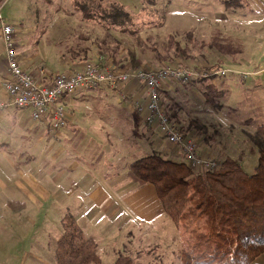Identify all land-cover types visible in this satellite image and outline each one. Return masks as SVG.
Returning <instances> with one entry per match:
<instances>
[{"label": "rangeland", "instance_id": "obj_1", "mask_svg": "<svg viewBox=\"0 0 264 264\" xmlns=\"http://www.w3.org/2000/svg\"><path fill=\"white\" fill-rule=\"evenodd\" d=\"M227 1L231 0H155L154 5L143 2L141 6L138 4L139 6L129 9L132 15L131 23L110 24L109 29H104L105 21L99 18L96 12L99 10L110 12L108 2H100L102 4L100 9L92 8L96 14L95 19H85L78 12L74 0H39L31 6L32 18L40 19L33 25L44 28L46 37L41 38V35H38L35 39L36 42L41 39L42 44L35 53L37 61L34 73H27L41 81L43 75L40 74V69L43 68L47 74L44 80L47 78L50 81L53 76L81 64L83 62L81 51L86 47L89 51L87 60H103L107 57L112 61L115 57L119 65H122L120 67L129 65L128 54L133 52L140 61L139 69H157L167 64L174 67L188 65L193 70L196 67L199 68L197 72L227 69L229 72L225 77L214 74L217 77L212 82L222 92L221 98L216 99L215 103H208L205 100L200 84L171 82V87L168 85L170 87L168 92H162V105L166 113L174 116L173 124L181 127L184 135L198 143L199 152L203 151L217 160L222 158L219 155L238 158L244 169L251 172L257 164L258 157L253 137L257 129L264 126V0H234L233 3H226ZM94 5L96 6V3ZM13 37L15 42L17 39L15 33ZM56 41L58 45L55 48ZM17 45H20L19 40L15 42L16 51ZM70 49L79 51L81 56L71 60L74 54L69 51ZM177 49L183 53L178 54ZM101 50L102 55L99 53ZM23 55L24 58L30 57L28 53ZM120 90L122 91V88ZM120 90L108 88L76 93L73 98H78L77 101L71 104L73 106L69 112L66 111L68 113L79 111L83 116L95 113L99 118H103L104 130L108 128L109 134L108 141L105 142L107 144L104 145L108 149L106 158L108 162L117 161L118 156L115 155L119 152L123 158L121 166L125 168L129 163L148 154L163 153L165 139H160L161 136L145 123L142 113L138 112L139 117L133 115L132 108L136 109L135 103H131L132 108L119 107L127 105L130 98L127 93ZM144 91L145 102L136 101L141 106H145L147 102L145 87ZM17 110L25 114L23 123L32 127L38 124L31 119L28 111ZM85 120L83 121L86 122ZM77 131L84 132L82 129ZM55 141L52 146L51 143L44 145L43 141L38 146L39 153L38 150L36 152L44 163H54L55 167H61L66 161L70 163L71 160L67 155L68 157L63 158L61 162L55 163L54 155L57 152L55 144L60 145L62 139L55 138ZM85 147L86 144L81 145L82 149ZM178 149L181 152L180 148ZM20 152L24 153L25 157H33L34 151L24 148V151ZM194 170L196 173H202L200 169ZM14 211L21 212L22 209L15 206ZM17 217L19 216H15V222ZM9 219L10 215L0 208V264H22L11 262L13 257L8 251L15 248L10 249L5 245L7 236L11 234ZM74 220L77 223L75 217ZM161 223L154 226L157 235L147 239L135 230V226L129 224L128 227L135 234V242L128 236L127 228L123 233L111 234V231L102 235L99 232V235L93 236L99 244L109 242L116 246L114 254H110L111 259H116L122 250V255L130 256L137 264L140 263L134 258L142 253L141 262L146 258L148 264H154L155 253H152V258L146 257L148 256L146 249L166 244L174 231L169 224ZM167 226L172 228V231L170 228L167 230ZM188 237L190 238L189 233L180 230L177 237L180 240L179 244L171 249L174 251V257L171 256V252L159 247L156 253L160 256L159 264H162L160 253L164 254L162 256L164 264H180L181 253L188 250ZM141 264L146 262L143 261Z\"/></svg>", "mask_w": 264, "mask_h": 264}, {"label": "crops", "instance_id": "obj_2", "mask_svg": "<svg viewBox=\"0 0 264 264\" xmlns=\"http://www.w3.org/2000/svg\"><path fill=\"white\" fill-rule=\"evenodd\" d=\"M38 1L0 0L3 16L14 28L15 37H17L15 42L19 40L20 45H17V52L20 64L24 71L31 74L36 68L35 53L38 46L42 44L41 39L38 40L39 42L35 39L38 35H41V38L46 37L44 28L33 25L40 20L37 17L32 18L31 6ZM110 1L112 0H102V2ZM116 1L128 9L141 6V0ZM57 45L56 41L55 48ZM24 53H28L30 57L24 58ZM83 65L84 62L65 73L78 71ZM7 75L6 49L0 38V99L4 100L7 96L2 83ZM48 81L45 78V82ZM164 85V91L168 92L171 87L170 83ZM122 91L130 98H128L127 105H119L121 108L126 106L132 108L131 103L134 104L136 101L145 102L144 87L137 82L124 85ZM77 99H63L62 103L68 112L73 106L71 104ZM117 99L121 100V98ZM132 109L133 115L139 117L138 110ZM26 111L30 115V111ZM68 112L67 126L59 130L55 136L48 134L46 121L37 122L35 127L23 123L25 114H21V110L16 111V108H9L0 113V208L10 215L8 225L11 228V234L7 236L5 245L10 249L15 248V250L8 251L13 257L11 262L22 264L54 262L56 264L57 241L62 236L66 215L75 217L77 225L86 237L97 243V253L102 264H114L115 259H111L110 254H114L116 246L109 242L99 244L93 234L99 235L101 232L103 235L111 231V234L123 233V230L127 228L128 236L132 242H135V234L128 227L129 224H132V227L135 226V230L141 233L144 239L157 235L154 228L156 224L160 222L163 225L169 224L168 226L174 229L169 241L166 244L150 246L146 249V254H148L146 257L152 258V253H155L154 264H159L160 256L156 255L159 247L171 252V256L174 257V251L172 252L171 249L179 244L180 240L177 237L180 229L165 213L155 187L151 184L137 187L130 181L127 178V171L131 163L122 168L123 158L118 154L119 152L115 155L118 156L117 161L108 162L106 158L108 149L104 145L107 144L105 142L108 141L109 134H107L108 128L104 130L103 118H99L95 113L83 116V113L79 111ZM79 129L84 132L80 131V133L77 131ZM55 138L62 139L59 142L60 145L55 144L57 151L54 155L55 163L61 162L68 156L71 160L70 163L66 161L61 167H55L54 163L46 164L37 156V152L40 151L38 146L43 141L44 145L51 143L52 146L56 143ZM164 142L165 151L161 155L182 161L183 156L179 149L165 140ZM83 144H86L84 149L81 148ZM24 148L34 151L33 157H25L24 153L20 152H23ZM201 153L208 155L203 151ZM15 206L22 211H14ZM15 216H19L17 222H15ZM168 226L167 230L170 228ZM172 228H170L171 231ZM122 252L120 250L121 254ZM159 255L164 264L162 257L164 254ZM142 259L143 253L134 258L140 264L143 261L146 264L149 263L146 258L141 262ZM251 264H264V253Z\"/></svg>", "mask_w": 264, "mask_h": 264}, {"label": "trees", "instance_id": "obj_3", "mask_svg": "<svg viewBox=\"0 0 264 264\" xmlns=\"http://www.w3.org/2000/svg\"><path fill=\"white\" fill-rule=\"evenodd\" d=\"M100 2L102 0H74L78 12L85 19L96 18L92 8L100 9ZM143 2L156 3L155 0H141V5ZM230 2L235 1L226 3ZM108 3L110 12H96L105 21L104 29H109L110 24L131 23L132 15L128 8L116 0ZM84 49L81 54L86 63L90 61L86 57L89 51L87 47ZM177 50L178 54L183 53ZM69 51L74 54L71 60L81 56L79 51ZM99 53L102 55V50ZM128 59L129 65H124V68L139 69L140 61L133 52H129ZM96 61L103 63L109 60L106 57ZM111 62L116 67L122 66L115 57ZM165 66L174 67L170 64ZM174 68L192 69L188 65ZM213 79L211 76H200L192 82L200 84L205 100L212 104L222 95ZM167 114L174 122V116ZM178 128L184 133L181 127ZM253 144L258 157L251 172L244 169L238 158L225 155H219L222 158L217 160V167L202 171L203 175L196 173L184 159H169L157 152L129 165L127 178L137 187L153 185L165 213L178 229L189 233L188 250L181 253L180 264H251L264 253V126L257 129ZM55 257L56 264H102L97 244L85 236L71 215L64 217L63 233L57 241ZM115 264L137 263L130 256L119 254Z\"/></svg>", "mask_w": 264, "mask_h": 264}, {"label": "built area", "instance_id": "obj_4", "mask_svg": "<svg viewBox=\"0 0 264 264\" xmlns=\"http://www.w3.org/2000/svg\"><path fill=\"white\" fill-rule=\"evenodd\" d=\"M14 33L13 26L4 18L0 6V38L6 49L8 74L2 83L7 99H0V113L9 108L29 110L31 119L34 122L46 121L48 132L55 136L68 124L67 111L62 103L64 98L99 88L120 90L125 84L135 81L146 89L145 106L135 103L138 112L143 114L145 123L168 143L180 148L184 161L192 168L205 172L217 167L216 158L202 155L198 151V143L184 135L170 121L161 96L165 83L189 85L200 76H214L216 73L217 76L225 77L229 70L217 69V72L214 70L202 73L165 65L157 69H130L116 67L111 61H88L80 70L57 74L48 83L43 80L47 76L43 68L40 69V74L43 75L41 81L23 70L18 60ZM122 96L125 97L123 94Z\"/></svg>", "mask_w": 264, "mask_h": 264}]
</instances>
